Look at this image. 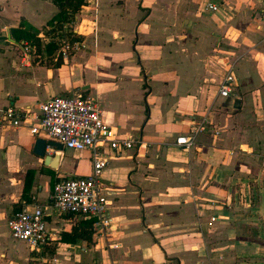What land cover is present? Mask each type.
Segmentation results:
<instances>
[{
	"label": "crops",
	"instance_id": "1",
	"mask_svg": "<svg viewBox=\"0 0 264 264\" xmlns=\"http://www.w3.org/2000/svg\"><path fill=\"white\" fill-rule=\"evenodd\" d=\"M57 12L52 0H0V108L37 113L81 94L143 145L103 148L113 235L92 226L91 243L67 244L81 218L53 212L49 196L57 178L91 174V153L47 147L59 159L45 165L32 153L42 132L0 127V264H264V0H85L73 25L84 48L69 63L44 46L22 61L10 30L40 34ZM228 64L234 84L221 97ZM203 117L206 130L177 147ZM27 204L44 208L58 239L39 251L17 241L20 254L7 222Z\"/></svg>",
	"mask_w": 264,
	"mask_h": 264
},
{
	"label": "built area",
	"instance_id": "2",
	"mask_svg": "<svg viewBox=\"0 0 264 264\" xmlns=\"http://www.w3.org/2000/svg\"><path fill=\"white\" fill-rule=\"evenodd\" d=\"M206 9L216 11L217 6L208 4ZM74 23L75 21L64 23L50 34L44 30L38 34L41 47L49 42L56 45L57 48L51 55L53 62L67 64L72 56L84 48L82 37L73 29ZM20 48L22 61L30 62L39 58L35 46L21 42ZM233 66L228 64L219 85L218 94L221 97H228L231 93L234 84ZM207 125L209 122L204 117L198 122L193 121L189 134L179 136L174 144L188 149L195 136L204 132ZM0 127H26L31 135L37 136L42 132L48 140L59 143L62 149L90 152L91 174L57 178L52 186L48 206L59 215L93 220V231L98 237L113 235V219L109 210L110 191L102 177L109 163V156L103 148L106 146L111 151L120 153L136 146L142 147L143 142L117 136L116 128L105 122L100 108L81 94L71 97L53 96L38 105L37 113H32L28 108H0ZM46 217L43 207L24 205L7 222L11 237L26 243L32 251L51 246L58 236L48 229Z\"/></svg>",
	"mask_w": 264,
	"mask_h": 264
},
{
	"label": "trees",
	"instance_id": "3",
	"mask_svg": "<svg viewBox=\"0 0 264 264\" xmlns=\"http://www.w3.org/2000/svg\"><path fill=\"white\" fill-rule=\"evenodd\" d=\"M52 1L57 6L58 12L48 22L47 27L44 28V31H46L47 34H50L51 32H55L56 29L61 28V26L64 23L74 21L76 14L80 11L82 6L85 5V0H52ZM47 28H49L50 30H47ZM10 35L11 38L17 44H20L21 42H27L30 45L35 46L37 51H39L42 46L40 38L38 37V32L30 29H23L21 25L17 28H12L10 30ZM44 47L48 55H52L57 48L53 42H49L48 44L44 45ZM29 188H30V182L29 183L25 182L23 188V194L27 193ZM92 226H93V220L81 218L80 222L77 225L73 226L70 232L62 233L61 241L67 244H76L78 241L91 243Z\"/></svg>",
	"mask_w": 264,
	"mask_h": 264
},
{
	"label": "water",
	"instance_id": "4",
	"mask_svg": "<svg viewBox=\"0 0 264 264\" xmlns=\"http://www.w3.org/2000/svg\"><path fill=\"white\" fill-rule=\"evenodd\" d=\"M233 107L235 109H239L240 108V101L236 99L233 102ZM47 147L54 148L57 151L62 150V146L59 143H56V142L50 141V140H46L43 138H36L33 142L32 153L39 158H43L45 165L52 166L54 163H57V161L59 159V155L54 154V156L51 157L50 155L46 154V148Z\"/></svg>",
	"mask_w": 264,
	"mask_h": 264
},
{
	"label": "rangeland",
	"instance_id": "5",
	"mask_svg": "<svg viewBox=\"0 0 264 264\" xmlns=\"http://www.w3.org/2000/svg\"><path fill=\"white\" fill-rule=\"evenodd\" d=\"M19 46H20V44H18ZM37 60H39V59H37ZM236 89V88H235ZM237 92V91H236ZM236 92H235V90H234V92L231 94V95H233V98L235 97V95H236ZM232 98V99H233ZM44 185H45V183H43ZM14 208H16L15 206H14ZM17 209V208H16ZM15 209V211H17ZM8 245H9V248L10 249H12L13 250V247H14V245H15V243H14V241L13 240H11V239H9V241H8ZM16 244H18L19 246H18V250L20 251H18L20 254H22L21 252L22 251H25L26 249H25V246H24V244H22V243H18L17 241H16ZM99 253V252H98ZM50 254H52V252H49L48 253V257H50ZM49 263V262H48ZM48 263H45V264H48ZM84 264H89V255H88V258H86V262H84Z\"/></svg>",
	"mask_w": 264,
	"mask_h": 264
}]
</instances>
